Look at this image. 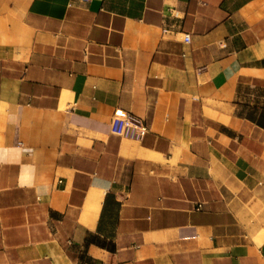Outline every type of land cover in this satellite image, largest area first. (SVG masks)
<instances>
[{
  "label": "crops",
  "instance_id": "1",
  "mask_svg": "<svg viewBox=\"0 0 264 264\" xmlns=\"http://www.w3.org/2000/svg\"><path fill=\"white\" fill-rule=\"evenodd\" d=\"M0 264H264V0H0Z\"/></svg>",
  "mask_w": 264,
  "mask_h": 264
},
{
  "label": "built area",
  "instance_id": "2",
  "mask_svg": "<svg viewBox=\"0 0 264 264\" xmlns=\"http://www.w3.org/2000/svg\"><path fill=\"white\" fill-rule=\"evenodd\" d=\"M184 42L190 41V34L185 33L183 36ZM145 126L141 124L140 120L132 113H126L123 120V135L133 138H140L145 133Z\"/></svg>",
  "mask_w": 264,
  "mask_h": 264
},
{
  "label": "trees",
  "instance_id": "3",
  "mask_svg": "<svg viewBox=\"0 0 264 264\" xmlns=\"http://www.w3.org/2000/svg\"><path fill=\"white\" fill-rule=\"evenodd\" d=\"M258 122H259V120H258Z\"/></svg>",
  "mask_w": 264,
  "mask_h": 264
}]
</instances>
